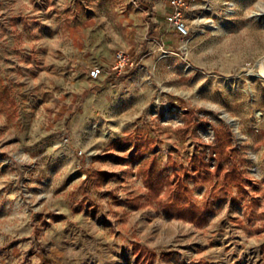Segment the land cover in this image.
Segmentation results:
<instances>
[{
    "label": "rangeland",
    "instance_id": "374dc122",
    "mask_svg": "<svg viewBox=\"0 0 264 264\" xmlns=\"http://www.w3.org/2000/svg\"><path fill=\"white\" fill-rule=\"evenodd\" d=\"M142 3L0 0V264H264V0H203L177 47L91 79L151 38ZM225 132L245 199L221 196L202 227L127 205L143 160L167 176Z\"/></svg>",
    "mask_w": 264,
    "mask_h": 264
},
{
    "label": "trees",
    "instance_id": "16d2710c",
    "mask_svg": "<svg viewBox=\"0 0 264 264\" xmlns=\"http://www.w3.org/2000/svg\"><path fill=\"white\" fill-rule=\"evenodd\" d=\"M226 140L218 136V144L208 145L207 148L189 158L188 166L176 168L163 176L156 165L155 158L143 160L139 168V176L142 177L145 191L143 195L131 196L126 203L132 210L156 208L166 216L177 221L190 223L196 227H202L207 222V215L214 212L215 201L221 196H231L235 199L233 191L240 199L248 195L249 180L242 169V162L236 160L238 146L231 138L230 132L224 133ZM209 151V153H207ZM149 152L147 146L139 151L136 156L140 159ZM212 160L215 161L212 168ZM102 177L106 175L100 172ZM217 180V181H216ZM189 182L195 184H212V201L204 194L202 205L196 202L195 191ZM259 206V200L252 198L247 204V209ZM258 233L264 232V212H262L261 226ZM141 262L149 261L141 250H136Z\"/></svg>",
    "mask_w": 264,
    "mask_h": 264
},
{
    "label": "crops",
    "instance_id": "0c3cea01",
    "mask_svg": "<svg viewBox=\"0 0 264 264\" xmlns=\"http://www.w3.org/2000/svg\"><path fill=\"white\" fill-rule=\"evenodd\" d=\"M202 1L203 0H190V8L188 11H190V9L193 10V13L197 11ZM142 7L144 9L143 12L149 15L148 17L150 19L149 30L151 31L150 33L151 38L145 37L146 41L144 43V46L138 49L139 45H137L135 47L137 53L135 54L130 53V54L133 57L139 59L143 57L145 58L148 49L154 47L155 44H157L158 48L162 50L177 47L182 40L181 39L179 41V38L181 36L174 31L173 27L166 20L167 16L170 15L172 11L169 4V0H144V3H142ZM188 11L186 12V24L189 27V25L192 23V19L189 18ZM146 47L148 48L146 49ZM111 61H112V57L103 59L101 62L102 66L100 67L103 66L108 67L111 64ZM124 76H122L121 78H123ZM103 77L104 79H109L108 82H111L114 79V78H107L105 76Z\"/></svg>",
    "mask_w": 264,
    "mask_h": 264
},
{
    "label": "built area",
    "instance_id": "2783aa9c",
    "mask_svg": "<svg viewBox=\"0 0 264 264\" xmlns=\"http://www.w3.org/2000/svg\"><path fill=\"white\" fill-rule=\"evenodd\" d=\"M169 4L172 11L166 20L173 27L174 31L184 39L190 33L189 27L186 24V12L190 8V0H169ZM140 60L133 57L130 53L117 51L112 63L108 67H93L89 75L93 80H98L102 76L114 79L120 78L135 69L140 64Z\"/></svg>",
    "mask_w": 264,
    "mask_h": 264
}]
</instances>
